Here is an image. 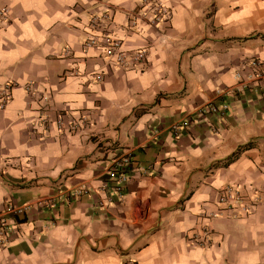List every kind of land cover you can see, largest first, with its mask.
<instances>
[{
    "label": "crops",
    "instance_id": "1",
    "mask_svg": "<svg viewBox=\"0 0 264 264\" xmlns=\"http://www.w3.org/2000/svg\"><path fill=\"white\" fill-rule=\"evenodd\" d=\"M140 2L0 0V91L11 96L0 109V213L24 208L0 264H264V91L236 77L264 61V0H160L166 22L128 31ZM105 6L111 19L89 30ZM102 35L147 48L146 64L112 66ZM91 36L99 43L85 49ZM211 103L226 104L224 116L198 118ZM69 117L85 127L69 132ZM121 154L129 181L109 200L103 184ZM229 186L242 197L232 215L218 203ZM52 198L53 210L40 203Z\"/></svg>",
    "mask_w": 264,
    "mask_h": 264
},
{
    "label": "built area",
    "instance_id": "2",
    "mask_svg": "<svg viewBox=\"0 0 264 264\" xmlns=\"http://www.w3.org/2000/svg\"><path fill=\"white\" fill-rule=\"evenodd\" d=\"M169 11L168 8L163 5L160 0H141L138 8L129 16L127 20L126 29L129 31L138 25L149 26L158 28L162 23L168 20ZM8 10L6 8H0V24H6L8 22ZM109 8L105 6L104 11L101 13L93 14L90 17L88 29L96 30L97 27L104 26L110 20ZM104 43L100 44L104 57L108 60V63L112 66L119 67L123 70L130 71L136 70L147 62V48L138 49L135 51H126L122 47V40L114 38L112 36H103ZM101 37V38H102ZM99 41L96 37H88L84 41V48L90 49L98 45ZM249 71L242 77L237 74L236 77L239 80L240 89L247 91L252 87H259L264 91V61L260 58H253L248 63ZM101 75L97 74L95 79L100 81ZM25 90L32 94L33 87L28 84ZM231 93H234L232 91ZM10 88L5 87L0 91V109L3 110L9 102ZM228 106L226 104L216 105L211 103L206 107L198 110L196 116L198 118H205L206 116L223 117L227 111ZM65 114H57L54 118V125L58 130L63 128ZM86 118H68L69 132L77 133L81 128L85 127ZM49 123H51L47 116H42L38 120V125L43 131V135H46ZM190 123L188 120L183 122L182 125H173L171 127L172 133L177 137L182 130L183 125L188 126ZM131 156L129 154L117 155L113 158L112 163L107 169V179L103 184V191L106 197L111 200L121 201L124 196L125 187L129 181V169L131 165ZM80 192L85 193L83 189ZM80 192H73L70 196H78ZM67 195L66 198L70 197ZM42 206L53 210L56 205L54 198L44 200ZM218 203L223 206V211L228 214L235 213L234 210L242 203V197L237 190L229 186L222 189L218 195ZM252 210L251 206L241 205V211L243 214H248ZM24 211V208L8 205L4 212L0 213V249L6 246L9 242V235L12 231V218L16 217ZM205 234H209L208 230H205ZM205 244V240L202 242ZM128 264V263H127Z\"/></svg>",
    "mask_w": 264,
    "mask_h": 264
},
{
    "label": "trees",
    "instance_id": "3",
    "mask_svg": "<svg viewBox=\"0 0 264 264\" xmlns=\"http://www.w3.org/2000/svg\"><path fill=\"white\" fill-rule=\"evenodd\" d=\"M238 155V152L234 153L232 156H230L228 159H227V162L230 163L232 162Z\"/></svg>",
    "mask_w": 264,
    "mask_h": 264
}]
</instances>
